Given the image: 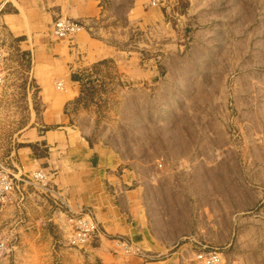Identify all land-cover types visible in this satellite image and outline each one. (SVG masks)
I'll use <instances>...</instances> for the list:
<instances>
[{"label":"crops","instance_id":"0c3cea01","mask_svg":"<svg viewBox=\"0 0 264 264\" xmlns=\"http://www.w3.org/2000/svg\"><path fill=\"white\" fill-rule=\"evenodd\" d=\"M151 1L0 0V46L23 56L27 66L23 84L20 80L16 85L24 96V116L0 118L6 126L0 129V165L16 179L42 171L56 191L55 198H48L28 189L23 201L15 194L12 203L0 210V240L7 249V254H0V264H201L196 255L202 250L221 249L232 256L239 244L251 245L249 230H231L236 236L229 237L231 226L213 213L216 200L166 198L168 181L159 180L157 186L152 182L149 189L151 183L139 175L146 168L126 162L115 147L89 137L91 118L78 105L81 75L99 62L120 58L115 33L122 26L114 23V29H105L108 21L115 22V14H125V23L134 28L161 25L162 10ZM58 17L78 20L85 28L71 39H58L52 34ZM129 73L149 77L148 71L137 68ZM193 77L169 64L161 87L166 85L169 100L175 102L177 87L196 86L195 95L185 93L184 98L195 104L198 82L192 85ZM0 83L10 85L6 79ZM179 109L183 110L182 104ZM181 114L178 121L187 124L185 112ZM186 169L198 173V166H179L176 171ZM200 204L211 206L208 220L201 218ZM82 208L91 210L100 233L91 243L75 248L68 244L64 211ZM116 238L152 259L124 254Z\"/></svg>","mask_w":264,"mask_h":264},{"label":"rangeland","instance_id":"374dc122","mask_svg":"<svg viewBox=\"0 0 264 264\" xmlns=\"http://www.w3.org/2000/svg\"><path fill=\"white\" fill-rule=\"evenodd\" d=\"M151 6L162 10L161 25L134 28L125 23V14H115L105 29L122 26L115 33L120 58L99 62L81 75L78 105L91 118L89 137L146 168L139 175L151 183L149 189L152 182L168 181L166 198L216 200L213 213L229 223V237L236 236L231 230H249L251 245L239 244L232 256L221 249L198 255L216 253L219 264H264V0H152ZM3 56L1 80L10 85L0 83V118L24 116V96L16 85L23 84L26 61L6 50ZM169 64L194 75L195 104L184 99L185 93L195 95L196 86L190 85L177 87L175 102L169 100L166 85L161 87ZM132 68L148 71L149 77L130 76ZM183 111L187 124L177 118ZM179 166H198V173L177 172ZM199 207L208 220L211 206ZM0 254H7L5 245Z\"/></svg>","mask_w":264,"mask_h":264},{"label":"built area","instance_id":"2783aa9c","mask_svg":"<svg viewBox=\"0 0 264 264\" xmlns=\"http://www.w3.org/2000/svg\"><path fill=\"white\" fill-rule=\"evenodd\" d=\"M84 28V24L78 20L58 17L52 23V34L58 39H71ZM3 59V53L0 51V81ZM49 183L48 176L42 171H35L27 177L16 179L7 172L5 167L0 166V207L11 204L12 197L15 194L19 196V201H23L26 194L25 191L28 189L42 192L48 198H55L56 191ZM66 220L69 228L68 243L71 247L83 246L100 233L99 227L89 209L82 208L77 212L68 211ZM115 241L118 246L123 247V250L143 258H149L148 255H145V252L130 245L124 239H116ZM0 247L3 248L4 244L1 243ZM196 258L204 264L220 263V258L216 253H200L199 255L197 254Z\"/></svg>","mask_w":264,"mask_h":264}]
</instances>
